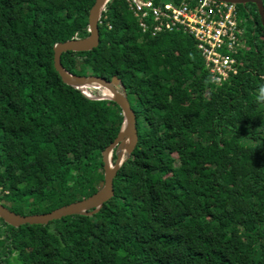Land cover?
<instances>
[{
  "label": "trees",
  "instance_id": "1",
  "mask_svg": "<svg viewBox=\"0 0 264 264\" xmlns=\"http://www.w3.org/2000/svg\"><path fill=\"white\" fill-rule=\"evenodd\" d=\"M93 2L0 0V203L18 214L103 184L122 110L63 83L53 65L56 43L89 33ZM251 4H237L247 10L238 72L216 84L193 37L146 33L126 0L106 2L98 45L60 59L73 74L122 79L137 146L92 215L0 218V264H264V25Z\"/></svg>",
  "mask_w": 264,
  "mask_h": 264
},
{
  "label": "water",
  "instance_id": "2",
  "mask_svg": "<svg viewBox=\"0 0 264 264\" xmlns=\"http://www.w3.org/2000/svg\"><path fill=\"white\" fill-rule=\"evenodd\" d=\"M108 0H94L91 5L89 15V33L83 38L68 39L58 42L53 46V65L58 72L63 83L80 89L86 96L91 98L107 97L114 100L122 110L123 126L116 138L110 142L103 150L104 160V181L103 184L88 197L62 205L49 212L33 213L28 215L18 214L9 210L0 203V218L10 226L17 227L22 224H47L52 220L61 219L62 217L84 214L92 215L98 211L103 203L114 194L113 179L120 165L126 160L137 146L139 141L138 126L136 124V113L130 105L127 97L125 85L120 77L116 74L110 79L102 75L87 74L77 75L68 72L61 63V54L66 51H84L97 46L100 40L99 22L102 16L101 11ZM243 5L253 3L258 8L264 25V5L262 0H226ZM95 85L106 88L110 95L102 92L99 95H91L88 89L82 86ZM92 87V86H87ZM94 87V86H93ZM114 151L117 154L114 160Z\"/></svg>",
  "mask_w": 264,
  "mask_h": 264
},
{
  "label": "built area",
  "instance_id": "3",
  "mask_svg": "<svg viewBox=\"0 0 264 264\" xmlns=\"http://www.w3.org/2000/svg\"><path fill=\"white\" fill-rule=\"evenodd\" d=\"M126 1L140 18L144 32L156 35L179 31L193 37L210 67L213 83L228 81L233 73L237 74L236 55L245 33L237 3L226 0ZM88 93L96 95L90 90Z\"/></svg>",
  "mask_w": 264,
  "mask_h": 264
},
{
  "label": "rangeland",
  "instance_id": "4",
  "mask_svg": "<svg viewBox=\"0 0 264 264\" xmlns=\"http://www.w3.org/2000/svg\"><path fill=\"white\" fill-rule=\"evenodd\" d=\"M162 1H164V2H166V1H170V0H162ZM238 4V3H237ZM247 6H248V8H253V5L251 4V3H247ZM239 7H241V9H242V11L240 10V14H241V12H242V16L245 18V13H247V10L245 9V8H243V5H239ZM138 18V21H139V24H140V18L139 17H137ZM238 70V69H237ZM233 74H235V73H233ZM211 79H212V75H211ZM223 81H221V80H215V83H222ZM93 87V86H92ZM95 88H100L99 90H101L102 92H104V94L105 95H110L109 94V92L106 90V89H104L103 87H96V86H94ZM89 88V87H88ZM87 88V89H88ZM90 90V89H89ZM101 92V93H102ZM100 93V94H101ZM99 188V187H98ZM4 204H6L5 202H4ZM7 206H8V204H7Z\"/></svg>",
  "mask_w": 264,
  "mask_h": 264
},
{
  "label": "clouds",
  "instance_id": "5",
  "mask_svg": "<svg viewBox=\"0 0 264 264\" xmlns=\"http://www.w3.org/2000/svg\"><path fill=\"white\" fill-rule=\"evenodd\" d=\"M256 99L258 103H264V86L259 87Z\"/></svg>",
  "mask_w": 264,
  "mask_h": 264
},
{
  "label": "bare ground",
  "instance_id": "6",
  "mask_svg": "<svg viewBox=\"0 0 264 264\" xmlns=\"http://www.w3.org/2000/svg\"><path fill=\"white\" fill-rule=\"evenodd\" d=\"M87 86H95V85H86V86H82V87H83V89H87V88H88ZM96 87H101V86H96ZM103 88H104V87H103ZM104 89H106V88H104ZM106 90H107V89H106ZM107 91L109 92V94H111L109 90H107Z\"/></svg>",
  "mask_w": 264,
  "mask_h": 264
}]
</instances>
